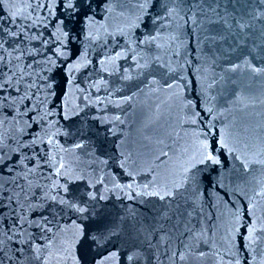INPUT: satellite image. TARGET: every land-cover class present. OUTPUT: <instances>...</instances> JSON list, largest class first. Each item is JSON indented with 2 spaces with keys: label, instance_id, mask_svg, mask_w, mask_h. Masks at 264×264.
Segmentation results:
<instances>
[{
  "label": "water",
  "instance_id": "water-1",
  "mask_svg": "<svg viewBox=\"0 0 264 264\" xmlns=\"http://www.w3.org/2000/svg\"><path fill=\"white\" fill-rule=\"evenodd\" d=\"M0 85V264H264V0H0Z\"/></svg>",
  "mask_w": 264,
  "mask_h": 264
},
{
  "label": "snow or ice",
  "instance_id": "snow-or-ice-1",
  "mask_svg": "<svg viewBox=\"0 0 264 264\" xmlns=\"http://www.w3.org/2000/svg\"><path fill=\"white\" fill-rule=\"evenodd\" d=\"M0 87H3V86L0 85ZM204 148H205V155H204L203 160H201V162H204V160H207V161H212L213 163H219V161L216 160V158L210 152H207V145H205ZM61 167H63V165H61ZM128 187H131V185H129ZM156 195H159V193H156ZM164 195L165 196H170V195H172V192L171 191H165ZM163 198L164 197L161 196V199H163ZM78 211L83 212L84 209H78ZM36 258L37 259H41L40 255H39V249H37V257ZM179 259L181 261H183L185 259V256H184L183 253L180 254Z\"/></svg>",
  "mask_w": 264,
  "mask_h": 264
}]
</instances>
